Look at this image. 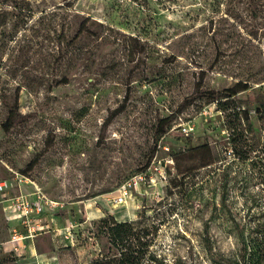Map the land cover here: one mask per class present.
I'll return each mask as SVG.
<instances>
[{
	"label": "rangeland",
	"instance_id": "1",
	"mask_svg": "<svg viewBox=\"0 0 264 264\" xmlns=\"http://www.w3.org/2000/svg\"><path fill=\"white\" fill-rule=\"evenodd\" d=\"M238 79L251 83L235 99L250 108L261 148L264 121L255 108L264 97V0H0V179L11 182L0 192V243L29 234L3 208L19 194L16 172L30 190L62 203L41 217L48 227L34 231L33 254L0 244L2 264L111 256L116 249L98 221L127 212L159 226L151 249L168 264L240 258L231 216L253 225L262 218L264 184L254 174L229 193L232 213L220 207L223 166L233 158L226 114L192 99L176 115L199 82L217 90ZM169 115L157 142L158 121ZM149 167L127 203L109 200ZM174 178L183 185L172 187Z\"/></svg>",
	"mask_w": 264,
	"mask_h": 264
},
{
	"label": "trees",
	"instance_id": "2",
	"mask_svg": "<svg viewBox=\"0 0 264 264\" xmlns=\"http://www.w3.org/2000/svg\"><path fill=\"white\" fill-rule=\"evenodd\" d=\"M14 5L17 8V4ZM250 87V81L243 79L235 80L230 86L217 90L204 88L203 83L199 82L196 84L191 96L185 97L179 103L176 111V115L181 113L187 107V103L193 99V101L198 100L200 106L216 103L217 109L225 112V124L229 132V146L225 149L231 151L233 158L226 161L223 166L224 179L218 187L219 190L216 195L220 198V207L227 210L228 213H232L234 205V201H229V193H236V189H242L243 184L248 187L254 174L264 184V144L259 148L255 136L252 134L254 127L250 108L241 104V102L237 103L235 99L237 95L249 90ZM256 101L255 111L257 117L259 120L264 121V97L260 95ZM121 110V106L115 108L111 112V117L117 115ZM173 117L169 115L158 121L157 142L168 132ZM217 160L219 161V159ZM149 163L150 160L145 164V167ZM243 165H250V171L242 170ZM1 169H3L2 175L5 178L9 177V170L6 167H1ZM241 174H243L241 176L242 180L240 179ZM171 181L172 187L183 185L181 178H174ZM185 192L184 187L182 196L185 195ZM255 203H259V200H256ZM231 221L234 224L243 251L240 258H229V264H264V215L254 225L248 221L241 222L233 215ZM98 229L99 232L108 237L116 252L111 256H98L87 264H168L164 257L159 256L151 249L154 235L157 234L159 229L158 225L148 224L144 220L136 219L111 222L109 217L104 216L98 221ZM0 263L2 264V259H0Z\"/></svg>",
	"mask_w": 264,
	"mask_h": 264
},
{
	"label": "built area",
	"instance_id": "3",
	"mask_svg": "<svg viewBox=\"0 0 264 264\" xmlns=\"http://www.w3.org/2000/svg\"><path fill=\"white\" fill-rule=\"evenodd\" d=\"M150 172L149 167L130 178V180L120 185L115 191L109 193V200L115 204L127 203L130 196V190L132 188L138 189L141 186V183L146 180ZM14 177L19 185V194L9 199L7 205L4 206V210L11 213V216L14 218L23 220V223L28 226L27 230L29 231V234L21 235L20 233H14L5 243H0L1 245H5V249H7V245H9V251L11 252L20 250L23 247L20 245V241L25 237L32 238L35 235L34 231L36 229H43V226L48 227V223H40L42 220L41 217L47 213V210H54L58 207H62L61 202L46 198L38 187L34 190L23 191L22 186L27 184V181H25L23 176L17 172ZM10 185L11 182L7 179H0V192H5ZM32 222L33 224H31ZM66 238L69 242H73L74 236L71 234V230L69 234L66 235Z\"/></svg>",
	"mask_w": 264,
	"mask_h": 264
},
{
	"label": "crops",
	"instance_id": "4",
	"mask_svg": "<svg viewBox=\"0 0 264 264\" xmlns=\"http://www.w3.org/2000/svg\"><path fill=\"white\" fill-rule=\"evenodd\" d=\"M22 190L23 191H29L30 190V188L28 187V185H23L22 186ZM109 194V193H108ZM7 205V202L5 203V202H3V208H4V206H6ZM6 211V210H5ZM7 213H9L8 211H6ZM125 213V212H124ZM102 215L103 216H105V214L104 213H102ZM123 215H126V216H124V218L122 219V220H119V221H125V220H130L131 218H130V213H126V214H123ZM103 216H101V217H103ZM8 218H10V219H18V218H14L13 216H9V214H8ZM132 220V219H131ZM46 221V220H45ZM12 227V230H15L14 228L16 227V226H11ZM33 242V240H32V238H29V240L28 239H26V242H24V244H23V242H20V245H22V246H27V249L33 254L34 252V249H33V247L30 245L31 243L30 242ZM31 254V255H32ZM33 256V255H32ZM37 259H38V256H35L33 259H32V261L34 262V261H37ZM16 262H18V260L16 261Z\"/></svg>",
	"mask_w": 264,
	"mask_h": 264
}]
</instances>
